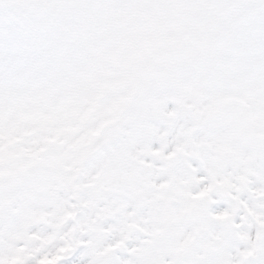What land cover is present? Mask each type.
<instances>
[{
    "label": "snow or ice",
    "instance_id": "1",
    "mask_svg": "<svg viewBox=\"0 0 264 264\" xmlns=\"http://www.w3.org/2000/svg\"><path fill=\"white\" fill-rule=\"evenodd\" d=\"M0 264H264V0H0Z\"/></svg>",
    "mask_w": 264,
    "mask_h": 264
}]
</instances>
